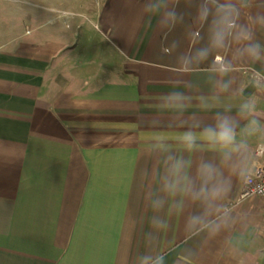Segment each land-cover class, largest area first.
<instances>
[{"label":"crops","instance_id":"0c3cea01","mask_svg":"<svg viewBox=\"0 0 264 264\" xmlns=\"http://www.w3.org/2000/svg\"><path fill=\"white\" fill-rule=\"evenodd\" d=\"M37 1L0 43V264H264V0Z\"/></svg>","mask_w":264,"mask_h":264},{"label":"built area","instance_id":"2783aa9c","mask_svg":"<svg viewBox=\"0 0 264 264\" xmlns=\"http://www.w3.org/2000/svg\"><path fill=\"white\" fill-rule=\"evenodd\" d=\"M222 60L221 55L215 56L217 63H221ZM254 78L264 89V76L255 74ZM253 154L257 159L256 165L251 172L243 176L239 194L234 201L235 205L249 198L264 196V141L255 145Z\"/></svg>","mask_w":264,"mask_h":264},{"label":"rangeland","instance_id":"374dc122","mask_svg":"<svg viewBox=\"0 0 264 264\" xmlns=\"http://www.w3.org/2000/svg\"><path fill=\"white\" fill-rule=\"evenodd\" d=\"M39 5L37 0H0V43L18 35L22 30L19 17L22 11L38 9Z\"/></svg>","mask_w":264,"mask_h":264}]
</instances>
